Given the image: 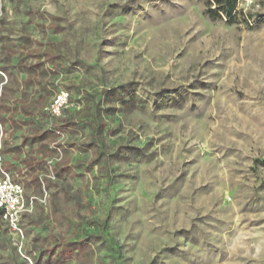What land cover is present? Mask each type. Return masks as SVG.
Returning <instances> with one entry per match:
<instances>
[{
  "label": "rangeland",
  "instance_id": "obj_1",
  "mask_svg": "<svg viewBox=\"0 0 264 264\" xmlns=\"http://www.w3.org/2000/svg\"><path fill=\"white\" fill-rule=\"evenodd\" d=\"M204 2L0 0V179L26 209L18 231L0 218V264H264L263 10L240 0L247 29ZM46 48L77 124L57 130L60 179L11 152L37 97L18 63ZM108 90L126 101L109 116Z\"/></svg>",
  "mask_w": 264,
  "mask_h": 264
},
{
  "label": "trees",
  "instance_id": "obj_2",
  "mask_svg": "<svg viewBox=\"0 0 264 264\" xmlns=\"http://www.w3.org/2000/svg\"><path fill=\"white\" fill-rule=\"evenodd\" d=\"M259 5L263 10V15L258 16V22L264 20V0H250ZM240 0H205L204 2V16L212 22H224L227 25L238 26L243 25L245 28H251V15L244 13L242 9H238ZM63 58L60 54L54 53L52 50L44 49L40 52L38 60L33 64L18 63V67L22 72L27 75L26 83L32 88H36L37 97L28 105H22L20 112L22 118L19 121H14L13 124L17 128L22 126L28 127L29 131L26 135L21 136V143L19 146L14 147L11 152L20 151L27 147L28 153L31 159H23L22 164L31 174H35L36 171L50 173L57 179L62 178L65 175L70 174L71 168L67 165H61L51 161L54 155L58 152L59 148L53 145L57 136V130L61 128H73L77 124L72 118L63 115L62 117H54L49 112L45 111V108L54 100L59 93V86L52 79H48L49 74L53 69H57ZM51 68V69H50ZM52 100V101H53ZM126 103L125 98L115 90H108L104 93L103 105L106 106L105 114L113 115L118 110L117 106H122ZM64 114V113H63ZM11 116V115H10ZM51 119L52 131L42 130L38 125L37 120ZM9 119L0 118V124H4ZM97 117L93 116L92 123L97 125ZM103 124H98L97 129H102ZM7 169L3 164L0 165V171ZM32 184H35L38 188L43 186V181L34 177ZM1 218V213H0Z\"/></svg>",
  "mask_w": 264,
  "mask_h": 264
},
{
  "label": "built area",
  "instance_id": "obj_3",
  "mask_svg": "<svg viewBox=\"0 0 264 264\" xmlns=\"http://www.w3.org/2000/svg\"><path fill=\"white\" fill-rule=\"evenodd\" d=\"M67 100V94L61 93L51 104L49 113L59 117L63 103ZM26 211L24 207V191L21 185L11 181L6 175L0 179V213L13 231H18V225L22 214Z\"/></svg>",
  "mask_w": 264,
  "mask_h": 264
}]
</instances>
